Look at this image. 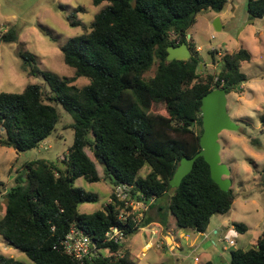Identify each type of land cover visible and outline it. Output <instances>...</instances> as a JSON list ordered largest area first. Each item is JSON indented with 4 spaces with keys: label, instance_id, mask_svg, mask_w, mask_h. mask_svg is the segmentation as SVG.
<instances>
[{
    "label": "trees",
    "instance_id": "1",
    "mask_svg": "<svg viewBox=\"0 0 264 264\" xmlns=\"http://www.w3.org/2000/svg\"><path fill=\"white\" fill-rule=\"evenodd\" d=\"M105 1L109 5L90 27L70 21L71 27L83 31L61 47L64 63L75 71L73 78L42 73L51 91L48 98L37 84L22 93H0V147L17 153L38 149L56 131L61 119L56 105L74 119L70 125L74 142L61 162L64 168L46 160L32 161L15 172V185L9 190L0 182L4 202L0 237L34 264H77L60 247L72 228L92 237L101 250L99 258L85 264H134L126 242L146 227L148 215L139 226L132 222L124 226L118 219L124 208L121 202L81 213L80 206L97 204L99 197L77 187L79 179L91 184L106 181L110 198L118 186H132L138 199L155 198L150 209L159 207L165 214L162 220L171 215L180 231L205 233L212 218L228 214L236 201L232 188L225 192L212 179L203 157L179 187L170 184L182 159L201 151L203 97L217 89H225L227 95L244 93L241 86L247 77L240 68L251 60L250 54L243 48L226 54L217 77H203L198 48L189 37L198 15L219 14L229 0H93V4ZM247 10L250 19L264 18V0H248ZM17 36L11 29L2 38L15 43ZM184 43L192 53L190 60L168 62V48ZM216 54L211 53L213 60ZM21 57L30 75L41 74L33 55ZM81 79L88 85H75ZM261 124L264 127V115ZM252 144L261 147L258 140ZM87 150L101 164L103 176ZM255 183L264 195V171ZM168 194L166 208L160 200ZM115 226L124 229V244L102 243ZM234 228L238 233L247 231L242 224ZM0 264L24 263L0 255ZM228 264H264V235L251 249L231 251Z\"/></svg>",
    "mask_w": 264,
    "mask_h": 264
},
{
    "label": "rangeland",
    "instance_id": "2",
    "mask_svg": "<svg viewBox=\"0 0 264 264\" xmlns=\"http://www.w3.org/2000/svg\"><path fill=\"white\" fill-rule=\"evenodd\" d=\"M247 3L248 0H229L225 10L219 14L202 13L189 31L195 48H201L196 53L201 58L199 74L203 77H217L221 60L226 54H233L243 48L251 56V60L242 63L240 68L247 77L241 86L244 93L232 92L227 96L228 114L240 129L238 132L224 131L219 137L221 161L230 170L229 179L233 182L236 201L228 214L212 218L207 232L217 228L219 235L214 234L209 240L202 237L196 248H190L183 242L182 249H164L152 235V227H144L126 242V250L134 264H206L210 257L214 264H228L231 251L251 249L257 239L264 235V195L255 183L264 171V127L261 124L264 115V18L250 19ZM108 5L105 1L95 6L93 0H0V93H22L28 85L37 84L42 85L45 98L50 97L51 91L42 73L53 74L60 79L75 76L74 69L64 63L61 47L83 31L80 27H71L70 21L90 27L95 16ZM81 7L84 12H78ZM216 18L221 19V31L213 27ZM11 29L16 30L17 40L15 43H6L2 37ZM213 51H218L221 56L216 54L213 60ZM21 54L33 55L41 74L30 75L31 70L24 68ZM153 72L148 77H153ZM75 85L82 88L88 82L81 79ZM56 108L61 116L60 122L56 131L38 149L17 153L14 149L0 147V182L5 184L6 190L15 185V172H22L26 163L46 160L64 168L61 162L71 151L74 142V130L70 127L74 119L60 104ZM252 140H258L261 147L253 145ZM87 153L93 158L90 150ZM94 161L99 174L103 176L101 164L96 159ZM12 168L14 172H11ZM145 173L146 170L142 172L143 175ZM75 185L99 197L97 204L80 206L81 213L102 210L109 203L112 190L106 181L91 184L79 179ZM170 197L171 194H168L160 200V204L167 208ZM2 202L1 197L0 213L4 207ZM169 216V220H175ZM221 223H224L222 227L225 228H218ZM235 224L245 225L247 231L238 233V237L228 238ZM175 229L180 231L176 225ZM229 240H234L236 245L230 247ZM149 242L152 245L144 251L143 247ZM0 255L24 264H34L1 237ZM196 258H199L198 262Z\"/></svg>",
    "mask_w": 264,
    "mask_h": 264
},
{
    "label": "water",
    "instance_id": "3",
    "mask_svg": "<svg viewBox=\"0 0 264 264\" xmlns=\"http://www.w3.org/2000/svg\"><path fill=\"white\" fill-rule=\"evenodd\" d=\"M133 7H136V3L133 4ZM213 27L216 31L222 30L220 18L214 20ZM191 57L192 53L186 43L168 48V62L175 60L188 61ZM227 96L225 89H217L203 97L201 107L203 121V134L200 138L201 151L194 158L182 159L170 182L173 188L181 185L183 179L192 172L196 160L200 157H203L209 164L211 177L221 190L227 192L232 188L233 182L229 179L230 170L221 161L219 137L224 131L238 132L240 128L232 122L228 114Z\"/></svg>",
    "mask_w": 264,
    "mask_h": 264
},
{
    "label": "built area",
    "instance_id": "4",
    "mask_svg": "<svg viewBox=\"0 0 264 264\" xmlns=\"http://www.w3.org/2000/svg\"><path fill=\"white\" fill-rule=\"evenodd\" d=\"M112 195L109 204H116L117 202L124 204V208L118 216L119 221L124 226L130 224V222L137 226L143 224L151 205L155 202V198L146 199L144 196H140V199H138L135 197L132 186H118L112 192ZM126 239L124 229L115 226L106 233L102 243L123 245ZM228 244L230 247H234L236 242L229 240ZM98 246L92 237L76 228L71 229L60 245L61 251L73 258L77 264H85L86 261L99 258L101 250ZM123 256V253L119 254L120 258H123Z\"/></svg>",
    "mask_w": 264,
    "mask_h": 264
},
{
    "label": "crops",
    "instance_id": "5",
    "mask_svg": "<svg viewBox=\"0 0 264 264\" xmlns=\"http://www.w3.org/2000/svg\"><path fill=\"white\" fill-rule=\"evenodd\" d=\"M221 21V19H220ZM192 38V37H190ZM199 51H201V48H198ZM219 56L220 53H219ZM158 202V200H157ZM147 225L146 227H152V235H154L155 240L158 244L161 245L164 249L169 247V250L174 251L176 249H182L183 242L187 243V246L190 248H196L197 242L200 241L203 237V239L209 240L212 235H219V231L217 228H214L209 233H196L192 230L188 231H178L175 229L176 222L175 220H169V217L166 220H162V216H165L164 212L160 211V208H151L149 214H147ZM224 223H221V225L218 226V228H221ZM210 226V225H209ZM177 227V226H176ZM225 228V227H222ZM232 231L229 232V237H238V232L235 231L234 226L231 227ZM178 231V232H177ZM224 233V232H223ZM222 233V234H223ZM259 239V238H258ZM257 239V240H258ZM257 242V241H256ZM152 245V242H149L143 247L144 251L149 250L150 246ZM201 247V246H200ZM126 249V246H125ZM127 251V250H126ZM205 255H208L207 253H204ZM131 260V259H130ZM196 262L199 261V258L195 259ZM212 260V257H210L209 262ZM212 262V261H211Z\"/></svg>",
    "mask_w": 264,
    "mask_h": 264
}]
</instances>
